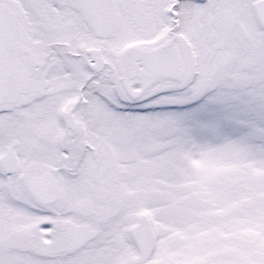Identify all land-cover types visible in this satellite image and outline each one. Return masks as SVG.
<instances>
[{"label": "snow or ice", "instance_id": "6c2138e0", "mask_svg": "<svg viewBox=\"0 0 264 264\" xmlns=\"http://www.w3.org/2000/svg\"><path fill=\"white\" fill-rule=\"evenodd\" d=\"M0 264H264V0H0Z\"/></svg>", "mask_w": 264, "mask_h": 264}]
</instances>
